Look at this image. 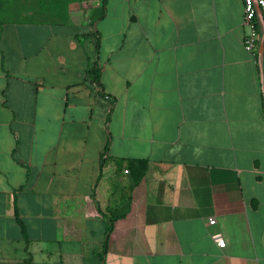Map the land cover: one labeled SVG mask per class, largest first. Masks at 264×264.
<instances>
[{
    "label": "crops",
    "instance_id": "crops-1",
    "mask_svg": "<svg viewBox=\"0 0 264 264\" xmlns=\"http://www.w3.org/2000/svg\"><path fill=\"white\" fill-rule=\"evenodd\" d=\"M243 17L0 0V264H264V62Z\"/></svg>",
    "mask_w": 264,
    "mask_h": 264
},
{
    "label": "built area",
    "instance_id": "built-area-1",
    "mask_svg": "<svg viewBox=\"0 0 264 264\" xmlns=\"http://www.w3.org/2000/svg\"><path fill=\"white\" fill-rule=\"evenodd\" d=\"M244 17L243 23L250 27L249 32L244 38V47L256 58L264 62V0H243ZM257 22L260 24L257 25ZM262 46V50H260ZM110 100L109 95H105ZM210 223L214 224L215 219L211 218ZM221 247H225V241L219 240Z\"/></svg>",
    "mask_w": 264,
    "mask_h": 264
},
{
    "label": "trees",
    "instance_id": "trees-1",
    "mask_svg": "<svg viewBox=\"0 0 264 264\" xmlns=\"http://www.w3.org/2000/svg\"><path fill=\"white\" fill-rule=\"evenodd\" d=\"M91 77H92V80H94L95 82H97L98 84H100V69L98 67H94L91 70ZM110 228H109V230H110ZM25 264H31V260H29Z\"/></svg>",
    "mask_w": 264,
    "mask_h": 264
},
{
    "label": "water",
    "instance_id": "water-1",
    "mask_svg": "<svg viewBox=\"0 0 264 264\" xmlns=\"http://www.w3.org/2000/svg\"><path fill=\"white\" fill-rule=\"evenodd\" d=\"M261 50H262V46H261Z\"/></svg>",
    "mask_w": 264,
    "mask_h": 264
}]
</instances>
